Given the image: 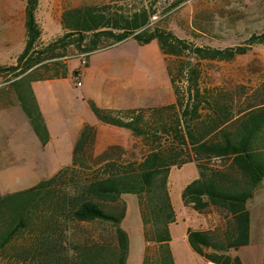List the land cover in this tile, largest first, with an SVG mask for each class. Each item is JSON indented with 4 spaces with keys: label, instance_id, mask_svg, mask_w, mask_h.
<instances>
[{
    "label": "trees",
    "instance_id": "16d2710c",
    "mask_svg": "<svg viewBox=\"0 0 264 264\" xmlns=\"http://www.w3.org/2000/svg\"><path fill=\"white\" fill-rule=\"evenodd\" d=\"M185 1L173 0L170 7ZM39 4L40 0H27L25 49L15 65L0 66V74L10 75V80L25 77L31 81L65 77L66 71L59 66L70 47L88 60L92 54L130 38L141 44L156 40L165 56L175 103L111 110L90 101L101 123L129 131L143 139L149 150L140 160L126 163L108 158L107 151L96 163V128L85 125L70 166L29 189L0 196V262L127 264L129 237L121 227L126 214L121 198L130 193L139 197L146 239L153 249L145 264H174L170 225L175 221V210L169 195V174L173 167L195 161L200 176L185 188V203L199 213L214 207L224 214L226 222L214 229L189 230L190 245L209 263L243 264L239 256L228 252L250 242L248 202L264 182V105L237 110L228 94L203 83L201 63L229 62L247 54L252 46L264 44V31L253 34L246 45L198 46L156 25L153 17L158 11L153 3L132 8L106 4L65 10L61 25L66 32L41 48ZM84 66L88 67V61ZM81 69L75 70V79ZM20 99L40 140L47 144L50 135L33 93L30 97L21 94ZM214 160L221 163L213 165ZM117 203H121L120 208L111 207ZM63 220L107 224L114 244L88 247L75 242L67 247L63 241L66 232L57 226ZM26 232H38L37 242L20 248L16 243Z\"/></svg>",
    "mask_w": 264,
    "mask_h": 264
},
{
    "label": "rangeland",
    "instance_id": "374dc122",
    "mask_svg": "<svg viewBox=\"0 0 264 264\" xmlns=\"http://www.w3.org/2000/svg\"><path fill=\"white\" fill-rule=\"evenodd\" d=\"M172 2L173 0H40L37 13L38 22L43 31L40 47L45 48L50 42L64 35L66 31L61 25V16L65 10L106 4L132 8L153 3L158 11L157 16L153 17L156 25L172 30L178 37L187 39L198 46L226 48L246 45L253 34L264 31V0H186L176 8L170 7ZM26 3L27 0H0V61L3 58L10 59L20 55L25 48ZM77 53L74 47H70L68 56L75 57ZM110 54L127 55L131 59L128 63L127 77H130V71L134 69H140L149 74V78H146L143 84V98L135 104L142 107L137 109L162 107L161 104L168 98H173L167 63L158 41L141 44L134 38L128 39L113 49L92 55V69L88 74V82L92 85L97 97L102 89V80L105 82L107 79L101 70L102 61ZM74 65L85 69L81 58L80 61L73 60ZM201 65L203 83L209 88H217L228 94L233 99L237 110L242 111L254 105H264V44L252 46L247 54L238 56L232 61H203ZM19 88V84L12 85L8 92L11 93ZM4 93L5 91L0 89V96ZM76 95L80 97L78 104H84L80 88H77ZM125 95L126 99L122 100V103L130 105L133 91L127 90ZM110 101L112 102V98ZM14 110L16 118L19 119V113L23 112L22 108L19 106L16 109L13 108ZM91 112L96 117L92 110ZM2 116H4L3 109L0 108V118ZM7 131L0 126V196L29 189L41 181L52 178L73 162L72 146L77 144L78 138L76 140H73V137L71 140L55 139L44 144L34 137L32 151L36 149L42 152L38 164L23 170L11 168L5 163L13 153L22 150V142ZM69 146H71L70 149ZM148 150L143 139L133 137V142L127 147L112 146L98 154L93 147V154L96 163L107 151L108 158L126 163L131 160H140ZM220 163L219 160L212 161L213 165ZM70 176L71 174L67 177ZM199 176V167L195 161L173 167L169 174V195L175 210V221L170 225V247L174 264H212L194 251L188 239V232L189 230L214 229L223 226L226 222L224 214L214 207L199 213L185 203L183 199L185 188ZM121 199L126 206L121 227L129 237L127 264H145L147 255L153 249L146 239L139 197L136 194L127 193L123 194ZM121 203L113 204L111 207L120 208ZM248 209L251 216L250 242L238 250L229 251L228 254L239 256L243 264H264V182L249 200ZM59 223L58 229L66 232L63 241L67 247L73 246L75 242H78L80 246L88 247L93 245L110 247L114 244L112 229L107 224L78 223L70 220ZM37 233H24L16 245L20 248L35 245ZM152 254L154 255L153 252ZM75 261L68 264H75ZM0 264L13 263L3 260Z\"/></svg>",
    "mask_w": 264,
    "mask_h": 264
},
{
    "label": "crops",
    "instance_id": "0c3cea01",
    "mask_svg": "<svg viewBox=\"0 0 264 264\" xmlns=\"http://www.w3.org/2000/svg\"><path fill=\"white\" fill-rule=\"evenodd\" d=\"M118 45L109 48V50ZM92 55L88 59V67L81 69L79 80L75 79L74 72L75 70H79L80 67L78 65L73 66V60L77 59L80 61L79 55L72 56L71 58L67 56L61 59L59 69L66 71L65 77L31 81L30 78L25 77L10 80V75L5 77L0 74V89L5 91L0 96V108L3 109L4 114L0 118V126H3L5 131L8 130L7 132L13 134L22 142V150L10 156L7 163H5L7 166L23 170L33 164H38V161L42 157V152L36 149L32 151L31 147L32 142L35 141L34 137L40 138L21 105V94H27L30 97L33 93L50 135L49 142L55 139L71 140L72 137L73 140L79 139L81 131L87 124L93 125L96 128L94 150L97 154L109 147H127V145L133 142V136L129 131L103 124L97 117L93 116L88 100L89 102L93 101L98 107L103 109L131 110L141 108L142 105L135 104L143 98V84L145 79L149 78V74L140 69H134L130 71V77H127L129 72L127 69L128 63L131 59L127 55L122 54L107 55V58L102 61L101 69L107 79L105 82L102 80V89H100L101 92L97 97L92 85L88 82V74L90 69H92ZM18 56L10 59L3 58L0 61V66L15 65ZM49 65L50 67L53 66L52 63H49ZM40 71L43 72L44 70ZM16 80H18L20 88L13 90L11 93L8 92L10 87L15 85L13 82ZM78 81L81 82V86H78ZM77 88L81 89L84 104H78L80 97L76 95ZM127 90L133 91L132 103L130 105L122 103V100L126 99L125 93ZM111 98L112 102L110 101ZM86 100L87 102H85ZM174 102L175 93L173 90V98H168L161 105L167 106ZM19 106L23 112L19 113V119H17L13 108L16 109ZM75 146L73 145L72 148L75 149ZM68 148L70 149L71 146Z\"/></svg>",
    "mask_w": 264,
    "mask_h": 264
},
{
    "label": "built area",
    "instance_id": "2783aa9c",
    "mask_svg": "<svg viewBox=\"0 0 264 264\" xmlns=\"http://www.w3.org/2000/svg\"><path fill=\"white\" fill-rule=\"evenodd\" d=\"M79 57L81 58L82 64L85 65L87 63V61H88L86 55L85 54H80ZM76 79L79 80L80 79V75H78L76 77ZM77 84H78V86H81V82L80 81H78Z\"/></svg>",
    "mask_w": 264,
    "mask_h": 264
}]
</instances>
